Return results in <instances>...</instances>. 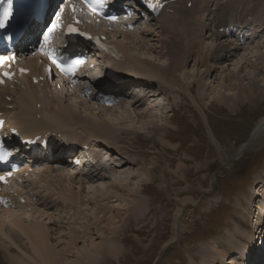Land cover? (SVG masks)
Here are the masks:
<instances>
[{"label":"rangeland","instance_id":"obj_1","mask_svg":"<svg viewBox=\"0 0 264 264\" xmlns=\"http://www.w3.org/2000/svg\"><path fill=\"white\" fill-rule=\"evenodd\" d=\"M184 1L186 3V0ZM184 1H178L180 4L176 2L178 4V6L175 5L177 11L181 7H186L183 3ZM258 1L264 2V0H214V6L212 5L211 7L209 6L210 3L199 4L200 6H207L209 11H215L216 9L219 11L224 10L220 13L231 15L240 11L239 8L243 7L242 9H247V5H255ZM164 12L165 10L161 14ZM262 14L263 11L257 15L249 14V11L247 12V19L252 20L251 23L253 25L250 31H252L257 22L260 24L264 22ZM252 15L256 16L257 21L253 20L254 17ZM260 15L262 16L261 18L259 17ZM159 17L150 18L149 20L152 21H146V25L143 28L140 24L141 21H138V24L136 23L137 27L140 26L139 33L142 34L141 37L136 32V27L130 32V36L127 31L125 32L128 34H124L125 36H123L122 31L116 30L111 35L114 42H117L118 45L124 44L128 47V53H132L137 59L138 57L143 58L141 59L143 61L133 59V65H136L138 68L145 66L146 71L149 70L161 75V71L154 67H160V61L168 63L169 56L163 53V48H161L162 42L160 41L169 35L167 31H160V21L164 17ZM200 17L203 16H200L199 12L195 14L194 23L196 22L195 19H199ZM150 22L152 23L149 26ZM250 25L246 28L250 27ZM193 27L198 26L193 24ZM146 31L155 32L153 35H150L145 33ZM245 32L248 33V31ZM145 34L146 37H143ZM200 34L202 35L200 39L203 38L205 48L206 44L210 43L212 39L208 37L209 33L205 31ZM138 35L140 40L137 38ZM232 37L231 39H235L233 35ZM144 41H148L147 43L150 45H156L158 52L156 50L151 51L149 45L143 44ZM221 41H226V39H221ZM255 41L252 47L258 45V42L264 45V33ZM246 43L249 44L248 41ZM261 51H264V49ZM245 52L244 49L240 50L230 60L217 64L216 66H220L217 73H210L209 77L202 75V78L200 76L198 78L193 76V73L195 74L196 72L194 61L197 53L191 56L189 62L185 64L184 70L177 71L180 84L183 86L188 84V90L191 94L185 90H179L178 87L169 89L168 84L163 82L161 78L154 79L157 82L155 85L142 84L148 87L147 93L151 99L149 98L147 102L154 100L161 104L158 107L159 119H139L133 116L131 120H133L134 123H132L137 128L133 126L134 129L132 131H127V137L124 136L125 138L122 139L123 141H120L119 145L124 146L127 152L132 154L129 158H138L140 164L127 165L120 171L118 178H125V182L123 183L125 184L124 189L130 191V194H136V188L138 192L140 191L138 195L145 201L144 211L142 210L143 213L137 212L127 216L126 222H123V220L116 225L119 227L118 233L113 236L110 235V238H113V243H116L121 248L120 254L118 256L105 254L104 257L94 264H209L206 263L204 257L206 255H203L202 252L208 250L212 253L211 247L217 241L231 245L232 241L236 239L235 237L231 238V235L235 236L234 226L236 225L235 220H237L238 216L243 215L248 222L255 220L253 218L254 214L249 215V212L257 214L259 207L264 204V128L258 135L256 134L253 137L255 128L260 120L264 118V68L262 69L261 66H247L241 56ZM159 56L161 57L157 60L156 57ZM104 59L106 60V58L100 57L95 61H98V64L99 62L100 64L105 62L102 65H108L109 63ZM149 59H151L153 67L145 62L149 61ZM113 63L115 61H112L111 65ZM118 63L122 64V62ZM112 66L114 68L116 65ZM222 66L225 68L224 71H222ZM102 67L99 65L96 72L100 73L99 77L102 78L104 76L106 79L108 78L107 70L101 69ZM130 67L133 66H127V68L123 69L129 70L131 69ZM198 70L204 73L205 67L198 65ZM230 72L240 73L241 77L237 79L233 78L234 80L230 81L229 77L225 78V74H229ZM185 73L187 74V79L184 76ZM245 73L250 74L253 78L250 79L249 75L245 76ZM242 75L244 76L242 77ZM86 79L88 82H91V80L93 82V78ZM149 79L152 80L151 78ZM22 80L26 82L27 86V80L24 78ZM108 80L109 82H114L110 81V78ZM127 83H129V86L121 89V92L129 93L132 91L131 86L133 84ZM160 88H167L166 93H162ZM62 90L65 91V89ZM154 90L157 94L151 96ZM33 91L36 99L40 101L39 103L43 107L45 103L46 106H49V100L53 96L44 99L45 97L41 95L42 93H36L34 89ZM135 91H137L136 87ZM216 92L223 95L219 96ZM61 93L57 104H74L80 114H82V117L84 115L89 117L88 126L90 124L95 126L99 120L104 119L102 117L113 121L121 113V110H118L117 107L112 106L108 110L102 109L103 105H95V102L90 99L83 100V98H78L72 94H66V96H69L63 99V92L61 91ZM163 101L165 104L162 105ZM13 103H15V99ZM52 104L54 105V103ZM129 108L128 110L132 111ZM13 114L14 111L12 114H8V117ZM41 114L44 116L42 112ZM148 121L150 122L148 123ZM154 121L156 125L161 126L159 127L161 128L159 131L161 135H155L153 131L150 132L148 129L149 124ZM129 122L126 123V126L131 125ZM73 123L74 119L67 121L66 125L71 127ZM120 125L114 124L115 128L111 130V133L116 134L118 131H125L121 128L125 126ZM75 127L76 125H73V128ZM243 145L247 146L240 152ZM90 146L94 148L92 145ZM84 148L81 147V151ZM112 150H108V147H105L103 150L93 149L92 151H96L97 155L95 156H102L104 151H106L104 158L107 161L111 162V160H114L112 162H118L121 158L119 149L114 147ZM63 156L65 154H60L59 158L54 160L56 164H53L52 167L56 166V168H54L51 174L52 178L56 177L60 171V173H65V169L67 171L70 169L68 165H65V168L63 166L59 168L58 165H64L69 162ZM79 156L83 157L82 153ZM59 160L62 162L57 165V161ZM87 165L90 168V164ZM36 169L33 170L37 171ZM32 173L29 176L33 175L31 179H34L35 174ZM133 173L136 176L134 178L132 177ZM103 174L105 178L97 180H89L85 175L84 178L86 180L82 179L81 175L78 178L74 176L75 181L70 184V186H73H71L73 190L67 194L79 196L83 200L78 204V209L81 213L76 215L77 221L73 223L77 229H81L86 225V220L82 218L86 213H88L86 214L88 217H91L95 212L93 203H88L87 201L89 196L102 194L106 191L108 182L114 180L110 179L114 176L113 172H105ZM78 180L81 183L78 184ZM35 182L41 185L44 184L42 181L34 180L31 185ZM16 186V188H19V184ZM100 187L102 188L100 189ZM26 188V191L31 190L28 187ZM43 189L41 188L39 191ZM98 189L99 191H97ZM26 191L24 190L23 192L22 190L23 193ZM124 197V201H129L133 196L126 195ZM121 199L123 200V198ZM115 200L116 198H111L110 201H103L102 203L107 204L106 206L110 205L109 208H116L119 205L117 202H112ZM240 201H242V204ZM13 207L15 208H9L11 214H19L21 212L16 203ZM0 210L3 209L0 208ZM4 214L7 215V213ZM36 215L30 213L27 217L29 216L30 220L35 218L33 220L38 219L46 223L48 222L44 217L37 218ZM16 216L18 217V215ZM247 216H249V220ZM9 217L11 215L4 217L3 213L0 212V221H6L5 227L7 229L9 228ZM72 221H68L66 225L63 223L61 226V229L66 226V233L62 231L63 235L70 231V227L73 226ZM262 221L264 223V217ZM49 227L51 236H53L52 238L56 237L55 235L61 234H56L54 226L49 225ZM93 237L97 239V233ZM261 237L262 235L260 239H256L254 251L259 247ZM262 240L264 241V237ZM78 243L79 247H83V242ZM22 244L26 245L30 251L32 250L30 241L27 238L22 240ZM8 246H12L24 255L19 246L13 244L10 239L4 236L0 237V247L10 256L11 252L8 250ZM56 246L57 249L61 250L65 246V241H61ZM216 254H218L217 251ZM194 256L197 258L196 260H194ZM228 257H225L226 262L232 260L230 256ZM75 258V256L71 257L70 261L75 260ZM14 259L15 261L17 260V258ZM213 259L209 258L208 261L211 263ZM10 261L11 259L1 264H17V261ZM214 264H217V262ZM232 264L235 263L233 262Z\"/></svg>","mask_w":264,"mask_h":264},{"label":"bare ground","instance_id":"obj_2","mask_svg":"<svg viewBox=\"0 0 264 264\" xmlns=\"http://www.w3.org/2000/svg\"><path fill=\"white\" fill-rule=\"evenodd\" d=\"M213 1L186 0V3L190 2L192 4L191 7H181L179 11H177L175 7L174 12L166 13L165 11L160 15V17H164V19L160 21V31H167L169 35L160 41L162 42L161 48H163V53L169 56L168 63L160 61V67H154L155 69L158 68L161 71V75L149 70L146 71V67L141 63L140 64L143 66L142 68L134 66L133 69H130V74L133 76V78L137 79L136 84L132 86L134 91L130 93H123L120 90L125 88L129 83H116V80H114V82H109L108 78L105 79L104 76V78L99 77L100 73L98 71L96 72L99 65L103 66L101 68L103 70H107L108 68L112 67V65H116L117 67L121 68L120 70L123 72L126 71L123 68H127V66H129V64L127 65L126 62H122V64L115 62L111 65V62H114V59L106 57L103 54L98 56L99 58H106V60H104L109 63L108 65H102L105 62L102 64L99 62L98 64L97 61V63H95V66L97 65V67L94 66V68L91 70V73L89 74V77H86V74H82V79L93 78L94 83L91 81V87L94 89V91H101L119 96L117 98L116 106L114 107H117L118 110H121V113H119L113 121L102 117L104 119L100 118L101 121L99 120L100 122L98 121L95 126L91 124L88 126L90 119L87 115L82 117V114H80L74 104H57L58 99H60V95L62 94L61 91L54 94L47 88L40 91V93H42L43 97H45L44 99L49 98L47 96L49 93V95L53 97L49 100V106H46L45 103L43 107L33 93L34 86L31 76L23 77L25 80H27V88L20 87L16 94H14L15 105L17 104V107L14 110V114L8 117L7 123L11 127L18 128L24 137H33L39 134L48 135V148L51 150L52 154L33 159V162H38V164H41V167L37 168V171L33 170V173L35 174V178H37L35 181L44 182V184L41 185V188L44 189L40 193L34 192L32 189L26 191V187H28V185L24 186L23 183L19 184V191L17 190V192L20 195L15 197L13 203H16V206L21 209V212H19V214H11V210L9 209L0 210L4 217L11 215V217L8 219V229L5 227L6 221H0V237L4 236L10 239L13 244L19 246L22 253L24 254L22 255L12 246H8V250L11 252V255L8 256L5 250H2L0 247V264L2 262H6V260L9 261V259H11L10 262H14V258H17V262L15 261L17 264H94L96 261L98 262L100 258L104 257L105 254L115 256L120 254L121 248L117 246L116 243H113V238L111 239L110 235L113 236L118 233L119 227L116 225L121 223L123 220V222H126L125 219L127 216L137 212H142L145 201L139 197L138 194H140V191L138 192L137 188L135 190L136 192L134 191L136 194H130V191L124 189L125 184L123 183L125 182V178H118L120 171H122V169H124L127 165L140 164V160H138V158H129V156L132 154L127 152L124 146L119 145V143L120 141H123V138L127 137V131H132L134 129L133 126L135 125L133 124V120H131L133 119V116H136L139 119H159L158 107L161 105L160 102H155L154 100L147 102L150 98L147 93L148 87H145L142 84L155 85L157 82L154 81V79L161 78L163 79V82L168 84L169 89H172V87H178L179 90H185L189 92L188 84L186 86L180 84V78L177 75V71L182 69L184 70L185 64H187L190 60V57L196 53L197 56L195 57L194 61L196 72L195 74L193 73V76L197 78L198 76L202 78V75L209 77L210 73H217L218 68L220 67L216 66L217 64H222L230 60V58H232L242 49L246 51L241 56L243 57V60L247 66H261L262 69L264 68V51H261L264 49V45H262L261 42H258V45L252 47L254 42H256L255 40L260 38L264 33V22L261 24L257 22V24L252 28V31H250L251 27L253 26L251 23L252 20L247 19L248 15L246 16L248 11L249 14L256 15L263 11V17L261 15L259 17L264 18V2L258 1L255 5H247V9H242L243 7L239 8L240 11H238L236 14L233 13L234 15L221 14L220 12H223L224 10L219 11L218 9L215 11H209L207 6H200L199 4H209ZM186 3L185 5H187ZM178 4L180 3L178 2ZM198 12L199 15L203 17H200L199 19L196 18V22L194 23V16ZM228 16H230V21L229 24H226L228 21ZM253 20L257 21L256 16ZM193 24L198 27H193ZM226 25H229V27L238 25V28L241 29V31L248 25H250V27L246 28L248 33H246L242 38H240V36L238 37L233 35L235 39H231L232 32H228L226 28L223 31L220 30L221 27H226ZM204 31L209 33L208 37H211L212 39L210 43L206 44L205 48L203 45V38L200 39L202 36L200 33ZM154 32L155 31H146L145 33L153 35ZM122 34L124 35L128 33L122 31ZM221 39H226V41H221ZM138 40H140V38ZM246 41H248L249 44H247ZM147 42L148 41H144L143 44L149 45V49L151 51L158 49L156 45H150ZM135 43L138 44L137 42ZM120 46L123 47V50L126 52L127 57L132 61V63H134V60L143 61L141 60L143 59L142 57H138L137 59L132 53H128L129 50L126 45L121 44ZM139 49L143 50L142 48ZM156 52L158 51L156 50ZM160 57L161 56L156 57L157 60H159ZM99 58L97 57L95 60ZM151 59L145 62L149 63L150 66L153 67L154 65L151 64ZM119 62L121 63V61ZM25 63L30 68L32 74L41 75L47 70L46 64L36 56L29 57ZM198 65L205 67L204 73L198 70ZM224 69V66H222V71H224ZM85 72H87V70ZM244 75H249L250 79L253 78V76L251 77V75L248 73H245ZM244 75H242V77ZM184 76L187 79L186 73ZM228 77L231 81L241 77V75L240 73L230 72L229 74H225V78L227 79ZM121 78H123V76L119 75L115 79L119 80ZM58 83L64 84L62 81ZM135 87L137 91H135ZM184 87L185 89H183ZM160 91L162 93H166L167 88H160ZM189 93L191 94V92ZM156 94L157 93L154 90V93H152L151 96ZM216 94L219 96L223 95L218 92H216ZM164 101L162 102V105L165 104ZM52 103H54V105ZM0 106L4 112H8V110L3 108L2 104ZM129 107L132 111L128 110ZM101 108L104 109V106ZM106 109L108 110L109 108L106 107ZM41 112L44 114V116L41 115ZM73 119L74 123L71 125V127H68L66 125L67 121H71ZM128 121H130L129 123H131V125L126 126ZM149 122L150 121H148V123ZM114 124L124 125L125 127L123 128L122 126L121 128L125 131H118L116 134L111 133V130L115 128ZM73 125H76L77 128H73ZM135 127L137 128V126ZM159 127L161 126L158 124L156 125L154 121L149 124L148 129L150 132L153 131L155 135H161V133H159L161 128ZM263 128L264 118L260 120L259 124L255 128L253 137H255L256 134L258 135V133ZM90 145H92L94 148H92ZM245 146L247 145H243L241 147L240 152L246 148ZM77 147H79L80 152L81 147H89L88 149L91 151L93 149L103 150L105 147H108V150L111 149V151H113L112 148L116 147L119 149V154L121 155V158L118 162H112L113 160H111V162L107 161L103 158V156L89 157L91 159L89 162L90 168L88 167L83 171V175H85L87 179L97 180L105 178L103 173L113 172L114 176L110 179L114 180L112 182H108L106 185V191L102 194H94L93 196H89L87 201L88 203H93L95 212H92L93 214L91 217L86 215L88 213H86L84 217L81 215V217L86 220V225H84V227L81 229H77L73 223H76L77 221L76 215L81 213V211L78 209V204L83 200H81L79 196L67 194L73 190V186L71 185L72 187H70V181H72L73 178L75 179L77 176L75 175L76 173L69 170V172L66 171L67 173H60V171L56 178L48 179V173L53 170V164H56L54 163V160L58 159L60 154L72 152L76 150ZM82 161L84 162L87 160L83 159ZM61 162L62 161L60 160L57 161V165ZM83 162H81V164H83L84 167L85 164ZM22 172L25 173L24 171ZM20 177L23 178V182L28 181V179H24L23 175ZM132 177H136L134 173ZM65 181H67V183ZM101 188L102 187H100V189ZM24 189L26 191L25 193H23ZM43 191L46 192L45 195L42 193ZM97 191H99V189ZM41 193L43 195H40ZM24 194H30L29 200H31V203L29 202L21 204L18 202V199L23 197ZM126 195H131L133 197L129 201H124V196ZM111 198H116V200L112 202H117L119 205H117L118 207L109 208L110 205L106 206L107 204L105 205L102 203L103 201H110ZM121 198H123V200ZM240 203L242 204V201H240ZM263 209L264 204L259 207L257 214L250 211L249 215L254 214L253 218L255 219L251 220L250 222H248L243 217V215L238 216L237 220H235L236 225L234 226L235 236L231 235V238L235 237L236 239L232 241L231 245H227L222 241H217V243L211 247L212 253H210L208 250L202 252L203 255H206L204 256L206 263L214 264L217 262V264H232L234 262L235 264H261L264 262V241L262 240L264 237V223L262 221ZM4 213H7V215ZM30 213H32V215L37 214V218L44 217V219L48 220V222L46 223L42 220H38L37 218V220H33L35 219L33 217V219L30 220V218H28L29 216L27 217V215ZM16 215H18V217ZM121 216L123 217L121 218ZM247 219L249 220V216H247ZM71 220H73V226L70 227V231H68L67 234L63 235L62 231L65 232L66 226L62 227L63 229H61V226L63 223L66 225L67 222ZM49 225L54 226V231H56V234H61L55 235L56 237L52 238L53 236H51ZM95 233L98 235L97 239L93 237ZM261 235L262 239L260 240L259 247L254 251V247H256V239H260ZM24 238H27L30 241L32 252L26 247V245L22 244V240ZM53 241H55V243H53ZM61 241H65V246L60 250L57 249L56 244L60 243ZM78 242H83V247H79ZM216 251L218 254H216ZM260 251H262V253ZM70 253H72V255H70ZM74 256L76 257L75 260L70 261L71 257ZM228 256H230L233 261L230 260L226 262L225 257ZM193 258L194 260L197 259L195 256ZM209 258H214L211 263L208 261Z\"/></svg>","mask_w":264,"mask_h":264},{"label":"snow or ice","instance_id":"obj_3","mask_svg":"<svg viewBox=\"0 0 264 264\" xmlns=\"http://www.w3.org/2000/svg\"><path fill=\"white\" fill-rule=\"evenodd\" d=\"M98 2L102 3L103 0H98ZM72 10L73 12L76 11L75 5H72ZM92 11L95 12L96 9L92 7ZM11 14H12V9H11V5H9L7 8H5L3 13L0 14V27H3L4 23L8 21ZM59 19H60V14L57 13V21H59ZM108 19L115 21L117 18L115 16H110L108 17ZM56 26H57L56 24H53L52 27L48 29V33H51ZM68 30L70 32L78 31V29L72 27L71 25L69 26ZM44 39L45 41H47L49 39V36L46 34L44 36ZM41 52H43L49 58V60H51L52 64H54L61 72L74 73L76 68L83 63V60L80 57H76L75 59H72L67 63H63L61 62V59L57 58L51 51H45L43 48H41ZM9 59L14 60L15 57L0 56V64L5 63V61H8ZM21 71H25V70L21 69ZM3 75L10 78L12 73L5 72L3 73ZM0 83H3V81L0 80ZM9 154L10 153L5 152L3 155H0V159H5ZM0 181L6 182V177L0 176Z\"/></svg>","mask_w":264,"mask_h":264}]
</instances>
